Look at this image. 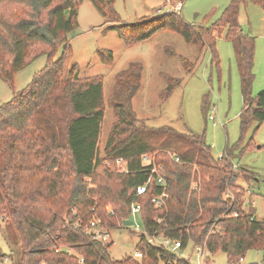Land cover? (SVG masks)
<instances>
[{
    "label": "trees",
    "instance_id": "1",
    "mask_svg": "<svg viewBox=\"0 0 264 264\" xmlns=\"http://www.w3.org/2000/svg\"><path fill=\"white\" fill-rule=\"evenodd\" d=\"M82 1L0 0V77L13 86L20 70L47 56L31 82L0 105V216L14 228L18 264H191L147 235L180 240L182 250L202 246L211 256L223 251L227 264L252 249L264 251V218L247 198L255 193L258 172L234 162L243 144L215 158L204 134L148 128L134 109L144 72L140 62L116 74L108 98L103 76L82 77L69 39L79 25ZM90 1L112 22L105 31L117 30L128 44L174 31L199 56L210 49L218 65L217 40L225 34L241 79L242 135L255 122L256 129L264 123V89L253 96L256 39L240 21L243 6L256 4L264 12V0H231L211 25L162 10L123 22L116 0ZM99 54L106 63L114 61L111 51ZM180 60L187 70L194 68L187 57ZM165 77L162 100L180 83ZM108 108L114 119L101 144ZM133 204L140 205L144 222L137 243L142 257L115 258L113 244L93 238L87 229L94 220L110 230L130 228L123 221L131 219ZM0 257H8L1 245Z\"/></svg>",
    "mask_w": 264,
    "mask_h": 264
},
{
    "label": "rangeland",
    "instance_id": "2",
    "mask_svg": "<svg viewBox=\"0 0 264 264\" xmlns=\"http://www.w3.org/2000/svg\"><path fill=\"white\" fill-rule=\"evenodd\" d=\"M176 1L178 0H172ZM230 2L231 0H184L180 13L189 23L211 25ZM164 4L165 0H116L115 8L123 22H134L156 16L161 10L165 11ZM240 21L243 29L256 39L253 83V96H256L264 89L262 8L252 3L243 6ZM109 25H112V22L107 21L92 1H82L79 7V25L69 34L73 60L80 68V75L103 76L105 97L108 98L114 88L116 74L131 62L142 63L144 67L142 87L134 99V109L138 117L150 129L171 126L179 133L204 134L206 141L212 146L215 158L222 156L227 148L241 142L243 145L236 150L234 162L258 172L259 183L255 186V193L248 195L247 198L252 199L258 218H264V123L256 129L255 122L245 135H242L240 113L244 99L241 79L233 45L226 39L225 34L217 40L219 64L216 65L212 63L210 49L199 56L198 49L187 44L184 37L177 32L158 31L149 39L128 44L117 30L106 32L105 29ZM100 50L111 51L114 61L104 62L99 54ZM61 51L60 49L59 54ZM180 55L194 62L192 70L184 67ZM46 61L47 56L41 55L20 70L15 75L13 86L0 77V105L10 101L15 91L23 90L34 75L45 66ZM165 74L179 78L180 83L168 99L162 100V92L168 87ZM210 115H213L214 119H210ZM113 119V112L108 108L101 144L104 143ZM243 147L248 148L241 154ZM239 183L250 187V183L244 178H240ZM137 226L144 230L140 214L135 217L132 227L112 230L115 243L111 246L110 252L113 257L121 258L125 254L136 252L140 239ZM14 236V228L0 216V245L8 255V260L6 257H0V264H18L17 251L20 245L14 243ZM184 253L191 257V264H198L193 245H189ZM261 256L262 253L258 254L252 249L247 253L246 260L252 262ZM211 260L209 264L228 263L226 253L223 251L212 255Z\"/></svg>",
    "mask_w": 264,
    "mask_h": 264
},
{
    "label": "built area",
    "instance_id": "3",
    "mask_svg": "<svg viewBox=\"0 0 264 264\" xmlns=\"http://www.w3.org/2000/svg\"><path fill=\"white\" fill-rule=\"evenodd\" d=\"M184 6V0H178L176 2H172V0H165L164 7L166 8L165 11H175L177 13H180L182 11V8ZM216 108H214L215 111ZM210 119H214L213 115H210ZM145 159L148 160V157L145 156ZM121 159L118 160L119 163H121ZM146 190V185L140 186L138 188L139 193H143ZM163 196L161 197V200L163 199ZM159 202V200H156ZM160 204V202H159ZM140 212V205L139 204H133L132 209H131V220L134 221L135 223V217L138 215ZM134 225V224H133ZM132 225V226H133ZM131 226V227H132ZM126 227V226H125ZM137 231H142V229L137 226L136 227ZM87 231L93 236V238L102 241L105 244L112 243L114 244L115 241L112 237V230L109 228L103 226L99 220H94L90 223ZM148 241L152 243H161L168 247L171 251H174L178 253L182 257L190 258L187 256L184 251L181 249L182 243L180 240H171L168 238H164L162 236L160 237H155V236H148ZM258 254L262 253V256L260 259H256L252 262H249L246 260V256L241 257L240 259L231 262L229 264H264V251L262 250H256ZM195 253L197 255V262L198 264H209V257L211 256L210 251L208 249L203 248L202 246H198L195 248ZM134 257L141 258L142 257V252L140 250H136V252L133 254ZM8 260V257L5 258ZM211 264H216L215 262Z\"/></svg>",
    "mask_w": 264,
    "mask_h": 264
},
{
    "label": "water",
    "instance_id": "4",
    "mask_svg": "<svg viewBox=\"0 0 264 264\" xmlns=\"http://www.w3.org/2000/svg\"><path fill=\"white\" fill-rule=\"evenodd\" d=\"M134 224V221L131 220V219H126L123 221V225L126 226V227H130Z\"/></svg>",
    "mask_w": 264,
    "mask_h": 264
},
{
    "label": "crops",
    "instance_id": "5",
    "mask_svg": "<svg viewBox=\"0 0 264 264\" xmlns=\"http://www.w3.org/2000/svg\"><path fill=\"white\" fill-rule=\"evenodd\" d=\"M263 11V10H262ZM263 14H264V12H263Z\"/></svg>",
    "mask_w": 264,
    "mask_h": 264
}]
</instances>
